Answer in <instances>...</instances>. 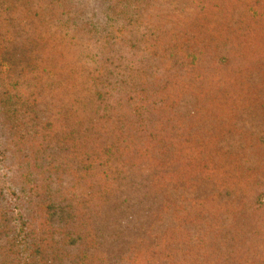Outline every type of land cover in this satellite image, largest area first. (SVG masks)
Returning <instances> with one entry per match:
<instances>
[{"label":"trees","instance_id":"16d2710c","mask_svg":"<svg viewBox=\"0 0 264 264\" xmlns=\"http://www.w3.org/2000/svg\"><path fill=\"white\" fill-rule=\"evenodd\" d=\"M22 1L0 0V264H264V0ZM71 3L73 60L49 31Z\"/></svg>","mask_w":264,"mask_h":264},{"label":"rangeland","instance_id":"374dc122","mask_svg":"<svg viewBox=\"0 0 264 264\" xmlns=\"http://www.w3.org/2000/svg\"><path fill=\"white\" fill-rule=\"evenodd\" d=\"M32 2H34V0H31ZM86 1H88V0H86ZM182 1H184V0H182ZM24 2L25 3H29V4H32V2H30V0H24V1H22V3L24 4ZM62 3H64L63 1H62ZM74 4V3H73ZM76 5V4H75ZM75 5H72V3H71V5H66L62 10H63V12H62V21L66 24V26H67V29H68V31L63 35V33L62 32H64V30H61V29H58V27L57 26H55V27H53V28H50V32L51 33H53V35H55V38L56 39H54L53 40V42L55 43V44H57V43H59V44H61V45H63V46H65L64 47V49H65V51H67L68 53H71V56H72V60L74 59V58H78V57H80V54L82 53V51L84 50H82V46L79 44V43H77V39H79V41L80 42H85V41H89V35L91 34L90 33V29L89 28H87L85 25H83V24H81V23H78V21L80 20V15H78L77 14V12L78 11H80L82 8H80V6L79 7H77V8H75ZM21 6V5H20ZM186 7V8H185ZM22 8L23 7H19V8H17L16 9V12L18 13V14H21L22 13ZM58 8V7H57ZM59 9H61V8H59ZM54 10H58V9H54ZM86 11H89V10H91L90 8H86L85 9ZM159 11H161L163 14H165V12H167V11H175L176 13L177 12H179V11H182V12H184V14L187 16V17H189L190 15L191 16H194V13H195V11H197V9L196 8H193V6H184V7H181V8H177V9H175L174 7H166V8H160V9H158ZM239 12H241V10L239 9ZM175 15H177V14H175ZM153 17H154V20H155V16H154V11H153ZM97 18H100V17H97ZM6 19V18H5ZM66 20V21H65ZM153 20V21H154ZM163 20H164V18L162 19V21L160 22V23H162L163 22ZM160 23H158L159 24V26H160ZM97 26H98V24H97ZM145 24H143V23H140L139 25H136L135 26V30H141V29H144V30H146V28H145ZM103 27V26H102ZM102 27H96L95 26V31H93V33H92V35L91 36H93V37H97L98 35H99V31L101 30V28ZM3 29L4 28V26L3 25H1L0 24V29ZM35 30V29H34ZM99 30V31H98ZM135 30H133L132 31V33H129V35L130 36H135L136 35V33H135ZM31 31H33V29H31ZM148 31V30H147ZM90 33V34H89ZM34 34V33H33ZM33 34H31V35H33ZM69 34H71L73 37H76V39H74L73 41H68L67 39H64V38H66V37H68V35ZM64 37V38H59V37ZM8 37V36H7ZM40 41H36L34 44H33V53H34V55L36 56L37 55V53L39 52V53H41V51H39L40 50V43H39ZM16 49L17 48H15L14 47V52L16 51ZM88 50H89V47L87 48ZM6 50V49H5ZM6 51H8V52H10V50H6ZM14 56H15V53H12ZM2 63H5V62H3V61H0V66L2 65ZM6 65V64H5ZM31 68V73L33 72V67H30ZM4 70H6L7 71V67H4ZM9 71H13L14 73H15V71H16V68H12V67H10L9 68ZM67 74V73H66ZM4 75V74H3ZM5 75L7 76V75H9V76H11V74L9 73V72H7V73H5ZM5 75H4V77L0 80L1 81V83L3 84V83H8L7 81H11V79L10 78H7V77H5ZM28 75V74H27ZM62 76H65V73H62V75H61V77ZM34 78H35V75L34 74H30V76L28 77V79H26V80H20V85L22 86V87H27L28 88V86L34 81ZM63 86H61V88H62ZM63 92H65V90H63V88L61 89V93H63ZM61 93L60 94H58L57 96H58V98H59V103L60 104H63L64 102H65V100L63 99V97H62V95H61ZM240 122H241V120H240ZM4 133H9V131H8V129H6V128H3V127H1L0 126V135L1 136H3L4 135ZM17 143H20L19 141L17 142ZM232 146V143L230 142V147ZM8 148H11V145L8 147ZM19 156V155H18ZM5 162H7V163H9V166L11 165V163H12V159H11V157L10 158H6L5 159ZM9 166H5V167H2L1 165H0V184H6L7 186H9L11 189H14V190H18V191H20L19 189H17V188H14V187H16V184H17V181L13 178L14 176H15V172H13V171H9L7 168L9 167ZM238 177L239 178H241V161L238 163ZM6 185H2V186H6ZM11 195V194H10ZM9 201L8 200V198L7 197H5L3 200H1L0 201V206H3L4 208L6 207V202L5 201ZM25 205L24 204V201L22 200V199H19V200H17L16 202H15V204L14 205ZM7 207H10V205H8ZM26 214H27V210H26V212H25ZM5 215V216H7V217H10V214H9V212H5L4 213V211L1 209V207H0V215ZM29 225V224H28Z\"/></svg>","mask_w":264,"mask_h":264}]
</instances>
